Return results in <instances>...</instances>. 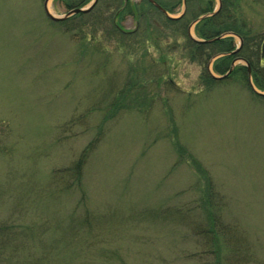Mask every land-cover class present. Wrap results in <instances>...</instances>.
Wrapping results in <instances>:
<instances>
[{
    "label": "rangeland",
    "instance_id": "rangeland-1",
    "mask_svg": "<svg viewBox=\"0 0 264 264\" xmlns=\"http://www.w3.org/2000/svg\"><path fill=\"white\" fill-rule=\"evenodd\" d=\"M80 1L91 2L49 0L48 8L61 16ZM120 1L100 0L90 22L103 19L110 28ZM44 2L0 0V225H44L46 186L59 188L55 173L103 127L84 177L88 206L99 220L74 243L90 244L78 254L97 264H213L214 254L192 226L206 225L200 199L207 181L190 161L179 162L178 139L215 185L211 208L222 225L223 262L264 264V98L245 73L204 84L202 59L174 48V36L158 37L160 22L151 18L141 20V32L157 30L159 44L152 36L148 50L143 34L121 38L100 24L97 43H85L77 27L66 31L50 19ZM233 3L232 21L262 45L264 0ZM205 6V0L191 2L188 19ZM182 11L179 5L171 15ZM118 21L126 30L137 26L127 13ZM191 31L198 36L194 26ZM211 71L219 76L214 63ZM78 196L64 195L68 211ZM12 254L0 246V264H11Z\"/></svg>",
    "mask_w": 264,
    "mask_h": 264
},
{
    "label": "trees",
    "instance_id": "trees-1",
    "mask_svg": "<svg viewBox=\"0 0 264 264\" xmlns=\"http://www.w3.org/2000/svg\"><path fill=\"white\" fill-rule=\"evenodd\" d=\"M157 1L160 2V4L168 12L171 13H174L177 10V6L181 4L180 0H172V2L175 4L169 3L170 0ZM221 1L222 6L219 12L214 15L205 17L196 24V34L198 35V37L205 39L220 36L221 34H225L227 32H233L236 35L242 37L245 46L243 49H241L239 54L244 56L251 63L253 67L252 77L254 84L257 85L261 90H264V61L261 60V56L259 55V48L261 47L260 42L262 41V39L260 40V38L256 36L257 34L250 35L249 32H242L239 28L240 26L235 24L236 21H232V7L234 5L233 0ZM99 2L90 12L78 13L65 20L53 21L59 25H62L66 31L73 30L77 27L79 29V34L82 36L83 42L95 44L97 43L95 42V39H97V36H99V33L103 30L97 29L95 26L96 24H100V26L108 29V31L116 32V34L121 36V38L132 36L135 39H138L140 34H143L141 32V20H143V18H151L155 22L154 25L160 22L158 24L161 26L158 29L163 33L164 30L162 31L161 28L164 27V29H169L170 27H173V29L171 28L172 31L170 29V34L164 35L159 32L160 36L158 35V37L162 36L163 39H167L170 36H174L176 43L175 45H173V47L176 49H181L180 47L183 46L182 49L185 50L190 56V60L196 62L198 59H202L201 62L204 63L205 67L207 66L206 63L209 62L214 55L221 52L232 51L235 47L233 37L230 36L224 37L212 43H200L193 40L189 35V26L191 25V23L199 18V16L213 11L215 3L212 0H205L206 6L203 9H200V13H198L194 17L191 16L190 19H188V14H185L179 18H171L159 11L148 0H142V2H140L139 4L134 3L132 0H128L126 2L124 0H121L118 4L112 21H110L109 23V26H111L110 28H107L108 25L103 19L101 20V23H97V21L93 23L89 20ZM84 3H86V1H80L75 4V6H82ZM114 3H118V0H114ZM107 6L110 8L111 4L108 3ZM151 12H153L156 17L152 18ZM125 13L133 16L135 19L137 26L132 30H126V28L122 27L120 21H118V18H123V15ZM76 17L79 19L73 25L72 22H74V19H76ZM156 32L158 31L154 30V33H149L148 35L143 34V37H140V39H143L144 44L146 43L145 47L147 50L149 40L152 39V36H155ZM158 37H153L154 41L157 42V44H159ZM180 42H182V44H180ZM234 56V54L225 55L219 58L214 64V69L216 70V72L220 74L226 73L229 70L232 58ZM161 61L165 62L166 57L162 56ZM240 70L245 73L246 79L248 81V70L245 66H243L241 68L239 67L237 69H234L232 73L224 79L214 78L209 72V69H205L202 75L203 83L211 86L217 81H224L230 78L234 75V73L238 74V71ZM249 86L251 87L250 83ZM255 94L258 97L264 98L263 95H259L257 93ZM107 119L108 118H106V120ZM105 134L106 131L102 127V131L98 132L96 136L83 148L78 158L74 160L73 163H71L67 167L59 169L58 172L55 173L59 175L58 177H55L60 179L61 185L59 186V188L56 189L52 186L51 189L49 184L46 186L45 192L48 196L47 201L49 204V212L46 214L47 220L44 225H20L16 220L12 226L0 225V246L3 247L7 244L8 247L11 248V251H13V254L10 256L11 258L9 259V262L11 264H97L95 260H92L91 258L89 259L82 254H78L83 252V249L87 248L88 245L90 246L89 242L87 244H80L79 246L74 243L78 241L80 235L83 232H86L88 234V228L90 227V225L99 220L97 219L96 221V217H93L91 208L88 206L89 200L87 191L84 189V177L85 167L88 163V160L90 156H92L91 154L94 153V151L98 148ZM175 143L179 155V162L190 161L196 166L200 174H203L204 178H206L207 181V185H205L202 190L203 196H201L200 199L203 210L206 213V225H191L193 226L194 231L196 233L198 232L204 242L208 244L210 248L209 251L214 254L215 258L213 264H229L223 262L224 240L223 238H221L220 234L222 225L218 224L217 217L215 216V213L211 208L214 203L213 193L215 185L212 184V180L208 176L206 170L203 169L201 162H199L198 159L191 152H189L187 148L179 142L178 139H176ZM1 187L2 185L0 186V188ZM69 191H77L79 194L78 202L76 206L73 207L72 211H68V208H66L64 202V195ZM59 201L60 207L55 206L54 203ZM45 210L47 209L45 208ZM67 211L69 216L68 222H66ZM62 215L64 216L65 220L62 219L61 221L60 217ZM178 219L179 216L176 217V221H178ZM180 219L183 221L182 215H180ZM50 221L53 222L51 223ZM45 235L47 237H45ZM48 239L52 240L47 241ZM239 239L242 243L241 238ZM240 247H242V245L237 244L234 250L237 258L241 249ZM69 252H72L74 255H76L73 257L75 259L74 261L68 260V256L65 255V253H67L68 255H73Z\"/></svg>",
    "mask_w": 264,
    "mask_h": 264
},
{
    "label": "water",
    "instance_id": "water-1",
    "mask_svg": "<svg viewBox=\"0 0 264 264\" xmlns=\"http://www.w3.org/2000/svg\"><path fill=\"white\" fill-rule=\"evenodd\" d=\"M48 1L49 0H45V10H46V13H47V15L51 18V19H53V20H55V21H59V20H64V19H67L68 17H70L71 15H73V14H77V13H81V12H89L94 6H95V4L98 2V0H93L92 1V3L87 7V8H81V7H76V8H74V9H71L69 12H67L66 14H64V15H62V16H55V15H53L52 13H50V11H49V9H48ZM152 3H154L155 5H157L164 13H167L166 12V10L164 9V8H162L155 0H150ZM217 11V10H216ZM216 11H214L213 13H211V14H206V15H204V16H201L199 19H198V21L199 20H202L204 17H206V16H208V15H214L215 13H216ZM221 37H216V38H212V39H207V40H198V41H200V42H211V41H215V40H217V39H220ZM238 51V48L234 51V52H237ZM227 54V53H226ZM222 55H225V54H221V55H219V56H222ZM232 70H233V66H232V68L226 73V74H224V75H222V76H220L219 78H224V77H226L227 75H229L231 72H232ZM215 77H217V76H215ZM249 77H250V83H251V85L253 86V83H252V79H251V69H249ZM257 93H259V94H263L264 95V93H262V92H259V91H257Z\"/></svg>",
    "mask_w": 264,
    "mask_h": 264
},
{
    "label": "flooded vegetation",
    "instance_id": "flooded-vegetation-1",
    "mask_svg": "<svg viewBox=\"0 0 264 264\" xmlns=\"http://www.w3.org/2000/svg\"><path fill=\"white\" fill-rule=\"evenodd\" d=\"M181 1V3H182V5H183V0H180ZM186 1V10H185V14H188V8H189V6H190V4H191V2H193L194 0H185ZM169 3H173L172 2V0H170L169 1ZM173 4H175V3H173ZM244 41H243V44H242V49L244 48ZM262 49H263V53H262V56H261V60L262 61H264V42H263V44H262ZM238 58H245L244 56H242L241 54H236L233 58H232V61H231V64H230V66L232 65V62L234 61V60H236V59H238ZM263 68H264V66H263ZM235 69H237V68H235ZM252 69V68H251Z\"/></svg>",
    "mask_w": 264,
    "mask_h": 264
}]
</instances>
